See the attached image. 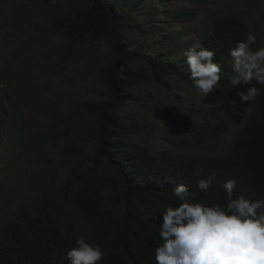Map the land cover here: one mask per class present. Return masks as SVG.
Masks as SVG:
<instances>
[{
	"label": "trees",
	"instance_id": "obj_1",
	"mask_svg": "<svg viewBox=\"0 0 264 264\" xmlns=\"http://www.w3.org/2000/svg\"><path fill=\"white\" fill-rule=\"evenodd\" d=\"M133 1L125 0L124 5L119 0H83V6L74 13L53 21V26L64 31L68 38L69 53L85 41H108L112 48L108 64L100 71L108 89L107 98L82 103L57 122L60 124L53 123L45 134L51 133L45 138L49 142L57 133L70 134L75 127L83 128L76 117L82 111L92 117L86 139L94 156L93 167H89L91 175L81 179L76 189L71 184L62 187L73 211L84 220L88 230L79 233L72 223L54 215L46 204L31 207L21 201L0 215V264H69L67 250L75 246L80 236L105 252L102 264H155L154 249L161 243L160 216L167 205L179 203L172 195L176 185L188 186L195 196L193 202L214 205L224 201L221 185L234 178L235 192L264 198V87L254 81L260 95L254 102L241 103L237 92L247 86L231 85L235 73L228 55L249 31L254 34L253 18L242 10L226 16L214 15L210 27L201 31L197 41L216 52V61L223 65L220 83L230 87L237 103L219 122L210 121L216 128H222L223 133L229 127L237 128L232 146L217 154H156L129 141L137 123L127 124L119 113L132 97L127 93L130 87L146 81L165 84L164 75H177L192 82L182 55L192 44L178 41L179 33L162 35L158 43H153L156 33L151 32L146 43L126 44L125 31L139 29L127 14L147 2ZM184 16L175 13L164 22L173 27ZM16 105L11 87L0 79V139L10 134L7 125L12 133L21 128ZM70 146L68 143L63 149L66 151ZM196 167L203 169L202 176L195 175ZM210 173L215 178L209 191L202 193L198 182L207 179ZM108 182L117 186L116 191L106 185Z\"/></svg>",
	"mask_w": 264,
	"mask_h": 264
},
{
	"label": "rangeland",
	"instance_id": "obj_2",
	"mask_svg": "<svg viewBox=\"0 0 264 264\" xmlns=\"http://www.w3.org/2000/svg\"><path fill=\"white\" fill-rule=\"evenodd\" d=\"M119 1L125 5V0ZM144 4L127 14L139 29L125 31L126 44L146 43L148 32L156 33L153 43L162 35L179 33L178 41L193 44L201 31L210 27L214 15L242 10L256 26L253 49L264 47V0H147ZM82 6L83 0H0V79L11 87L17 100L16 115L21 119L20 129L12 133L7 125L10 134L0 139V215L21 201L31 207L42 203L79 233L88 229L62 187L71 184L76 189L81 179L91 175L94 156L86 139L92 117L82 111L76 117L83 128L57 133L49 142L45 138L51 133L45 134L82 103L107 98L100 71L110 60L111 44L85 41L69 53L64 31L53 26L55 19ZM175 13L185 16L172 27L164 21ZM162 79L165 84L146 81L128 88L132 97L119 115L127 124L137 123L129 141L156 154L229 150L237 128L229 127L223 133L210 121L219 122L237 107L230 87L220 83L205 97L192 82L177 75ZM68 143L71 146L65 151ZM106 185L117 189L112 182Z\"/></svg>",
	"mask_w": 264,
	"mask_h": 264
},
{
	"label": "clouds",
	"instance_id": "obj_3",
	"mask_svg": "<svg viewBox=\"0 0 264 264\" xmlns=\"http://www.w3.org/2000/svg\"><path fill=\"white\" fill-rule=\"evenodd\" d=\"M256 43L257 36L249 31L228 53L235 73L230 83L247 86L237 92L245 104L260 95L254 81L264 87V47L253 49ZM182 55L192 87L205 97L212 94L220 85L223 69L216 52L195 42ZM195 175L202 176L203 169L196 167ZM214 178L210 173L199 180L198 190L208 192ZM221 187L224 201L214 205L193 202L195 196L185 184L172 189L179 203L167 205L160 216L161 243L154 249L155 264H264V198L235 192L234 178ZM66 255L69 264H102L106 254L80 236Z\"/></svg>",
	"mask_w": 264,
	"mask_h": 264
}]
</instances>
